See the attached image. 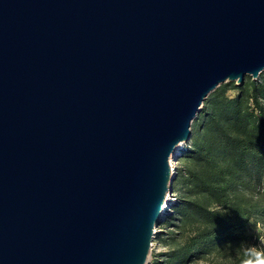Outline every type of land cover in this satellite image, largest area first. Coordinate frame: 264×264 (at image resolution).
I'll return each mask as SVG.
<instances>
[{
    "label": "water",
    "instance_id": "95a60500",
    "mask_svg": "<svg viewBox=\"0 0 264 264\" xmlns=\"http://www.w3.org/2000/svg\"><path fill=\"white\" fill-rule=\"evenodd\" d=\"M262 69L264 0H0V264H147L174 149Z\"/></svg>",
    "mask_w": 264,
    "mask_h": 264
},
{
    "label": "trees",
    "instance_id": "16d2710c",
    "mask_svg": "<svg viewBox=\"0 0 264 264\" xmlns=\"http://www.w3.org/2000/svg\"><path fill=\"white\" fill-rule=\"evenodd\" d=\"M189 140L173 178L183 187L163 221L177 231L161 237L166 251L150 264L215 253L242 264L249 250L264 251V79L247 74L241 84L216 86L191 121Z\"/></svg>",
    "mask_w": 264,
    "mask_h": 264
},
{
    "label": "rangeland",
    "instance_id": "374dc122",
    "mask_svg": "<svg viewBox=\"0 0 264 264\" xmlns=\"http://www.w3.org/2000/svg\"><path fill=\"white\" fill-rule=\"evenodd\" d=\"M246 77V75H245ZM254 79V78H253ZM256 79L258 81H261L264 79V69L261 70V73L256 77ZM237 92V89H229L230 94H235ZM202 106V104H201ZM200 106V107H201ZM190 143V140L187 141H183L180 144V147L177 149V152L173 155V157L170 158V160H172L171 162L173 163V172L175 173L177 167H182L183 161L180 156L182 150L187 147ZM182 184H178L176 181H174V179L171 182V190H169L167 192V196H166V200H165V205L166 208L164 209V211L162 212V216L161 219L158 221L157 225L155 226V233L154 236L152 237V243H151V247H150V253H149V259L147 264H150V261L152 259V257H158V258H162V253L163 251H166V246L164 245V240L161 237H166V236H170L171 234L168 233V230H171L173 232H176L177 229H173L176 228L174 227V225H172V223L170 225L166 224L165 222H163L164 220H167L169 217V214H174L173 213V208H172V204L177 200V196L179 195V192L181 191L180 188H182ZM175 221V219H174ZM177 222V221H175ZM168 223V221H167ZM259 229H262V226L260 224V226H258ZM162 231V232H160ZM259 244L262 243V239H260L259 242H257ZM189 264H226L223 257L219 254H206L204 256H201V258L198 259H194L192 260Z\"/></svg>",
    "mask_w": 264,
    "mask_h": 264
},
{
    "label": "clouds",
    "instance_id": "9594fccd",
    "mask_svg": "<svg viewBox=\"0 0 264 264\" xmlns=\"http://www.w3.org/2000/svg\"><path fill=\"white\" fill-rule=\"evenodd\" d=\"M246 256L248 258L242 264H264V251L251 249L246 252Z\"/></svg>",
    "mask_w": 264,
    "mask_h": 264
},
{
    "label": "bare ground",
    "instance_id": "6f19581e",
    "mask_svg": "<svg viewBox=\"0 0 264 264\" xmlns=\"http://www.w3.org/2000/svg\"><path fill=\"white\" fill-rule=\"evenodd\" d=\"M180 147V144L179 145H177V147L174 149V151H173V153H172V157H173V155L177 152V149ZM172 160H170V162H171ZM171 172H173V163L171 162ZM173 174V173H172ZM166 206L167 205H165V202L162 204V209H161V211H160V214L164 211V209L166 208Z\"/></svg>",
    "mask_w": 264,
    "mask_h": 264
}]
</instances>
